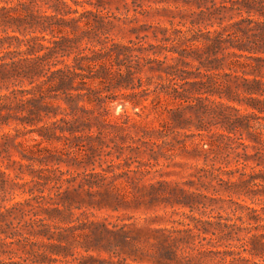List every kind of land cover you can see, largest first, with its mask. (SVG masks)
Wrapping results in <instances>:
<instances>
[{
	"label": "rangeland",
	"instance_id": "rangeland-1",
	"mask_svg": "<svg viewBox=\"0 0 264 264\" xmlns=\"http://www.w3.org/2000/svg\"><path fill=\"white\" fill-rule=\"evenodd\" d=\"M79 1L98 15L89 16L93 25L88 31L75 33L82 39L73 44L71 55L83 47L101 50L109 46L104 61L113 77L130 66L129 86L105 80L102 88L86 79L76 90H51L43 99V104L51 107L41 113L37 125L24 124L41 134H17L25 130L15 119L1 125L0 130L14 134L8 153L0 156V169L8 180L3 204L23 198L26 203L6 219L16 241L0 258H27L30 262L33 251L43 250L31 244L39 237L25 232L24 224L33 219L50 224L55 232L59 230L52 224L71 226L64 233L72 257L93 255L109 263L170 264V249L177 257H193L200 240L197 236L172 244L182 235L179 230L185 228L184 223L190 221L189 208L176 202L180 190L190 194L198 216L200 212L230 213L229 206L234 205L229 200L248 204L252 200L255 203L251 205H258L264 192L251 200L232 193L230 181L237 180L240 171H249L256 160L244 164L236 154L243 152L237 141L218 135L224 130L213 112L184 109L187 122H175L177 106L155 92L162 79L151 68L155 65L152 59L172 61L168 49L174 43V29L190 26V19L200 10L212 12L226 5L233 9H223L224 13L236 17L240 4L236 0H101L94 6L87 4L88 0ZM218 17L211 13L199 18L201 24L193 25L212 29L208 23L213 21L215 26ZM199 119L202 130L196 128ZM246 151L253 153L254 149ZM19 152L27 156L21 157ZM258 169L264 172V162L255 166ZM256 188L263 189L264 183ZM54 208L60 212H46ZM63 215L67 220H60ZM21 232L29 239L19 240ZM72 257L67 256L75 263Z\"/></svg>",
	"mask_w": 264,
	"mask_h": 264
},
{
	"label": "trees",
	"instance_id": "trees-1",
	"mask_svg": "<svg viewBox=\"0 0 264 264\" xmlns=\"http://www.w3.org/2000/svg\"><path fill=\"white\" fill-rule=\"evenodd\" d=\"M236 1L240 4L236 17L223 11L233 7L220 5L212 12L200 10L196 18L190 19V26L174 29L171 36L174 43L168 49L172 61L152 59L155 65L151 68L162 79L155 92L177 106L173 110L175 122H187L184 109L205 114L213 112L224 130L218 135L237 141L243 152L237 151L236 154L243 158L244 164L248 159L256 160L249 171H240L237 180L229 183L232 193L251 200L260 191L264 192V188H256L264 183V172L255 170V166L264 162V0ZM86 2L98 6L101 0ZM211 13L219 16L215 26L209 21L212 29L193 25L201 24L203 20L199 18ZM94 14L97 17L96 11L86 9L79 0H0V127L9 125L12 119L23 126L37 125L41 113L51 107L43 104L51 90H76L78 83H85L86 79L97 82L102 88H105V80L112 85L129 86L130 66H126L122 75L113 77V71L104 61V57L110 54L109 46L101 50L83 47L71 55L73 44L82 39L75 33L88 31L93 25L89 16ZM183 84L189 86L183 87ZM198 122L196 128L202 130L200 119ZM22 130L25 133L17 134H41L25 126ZM44 134L42 132V136ZM198 134L202 137L201 133ZM13 135L0 130V156L2 152L8 153ZM248 147L254 152L248 153ZM228 148L234 151L235 147L229 145ZM19 154L27 156L26 153ZM6 175L0 169V256L9 253L6 247L16 241V234L9 231L6 219L13 210L20 211L26 203L23 198L3 204L8 192ZM189 200L190 194L180 190L176 202L189 208L187 216L190 221L184 223L185 228L179 230L182 235L173 239L172 244L178 239L186 243L197 236L199 245L193 257H177L175 250L170 249V264H264V199L256 203L258 205H251L255 203L252 200L249 204L243 200H229L234 205L229 206L230 213L206 215L200 212L199 216L194 214V205ZM50 211L60 212L57 208L46 212ZM66 218L63 215L60 220ZM41 222L30 220L24 228L27 234L39 237L31 244L41 246L43 250L29 251L33 254L30 262L27 258L20 261L8 257L0 258V264L108 262L104 257L93 255L72 257L71 243L64 233L71 226L52 224L59 230L55 232L50 230V224ZM19 235V240L29 239L23 232ZM67 256L76 262L70 263Z\"/></svg>",
	"mask_w": 264,
	"mask_h": 264
}]
</instances>
